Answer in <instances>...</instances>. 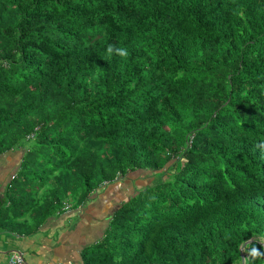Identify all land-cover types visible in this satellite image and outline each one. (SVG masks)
Wrapping results in <instances>:
<instances>
[{
  "label": "trees",
  "instance_id": "1",
  "mask_svg": "<svg viewBox=\"0 0 264 264\" xmlns=\"http://www.w3.org/2000/svg\"><path fill=\"white\" fill-rule=\"evenodd\" d=\"M12 151L0 231L151 173L83 264H264V0H0Z\"/></svg>",
  "mask_w": 264,
  "mask_h": 264
},
{
  "label": "crops",
  "instance_id": "2",
  "mask_svg": "<svg viewBox=\"0 0 264 264\" xmlns=\"http://www.w3.org/2000/svg\"><path fill=\"white\" fill-rule=\"evenodd\" d=\"M21 158L19 151L0 155V167L16 165V176ZM130 175L102 186L81 204L69 200L68 210L56 212L38 227L25 217L22 222L27 221L29 228L0 238V251L9 250L10 257L19 252L25 264H83L82 251L104 238L112 216L139 188L134 186L142 180ZM5 257L0 264H10V257L8 261Z\"/></svg>",
  "mask_w": 264,
  "mask_h": 264
},
{
  "label": "flooded vegetation",
  "instance_id": "3",
  "mask_svg": "<svg viewBox=\"0 0 264 264\" xmlns=\"http://www.w3.org/2000/svg\"><path fill=\"white\" fill-rule=\"evenodd\" d=\"M15 152H18V151H15ZM4 156V154H3ZM16 169V165L12 166L9 165L8 166H2L0 167V208H3L5 202L7 201V195L8 194V187L10 185V183L13 181V179L15 178V175H14V171ZM4 252H8L9 253V250L5 251Z\"/></svg>",
  "mask_w": 264,
  "mask_h": 264
},
{
  "label": "rangeland",
  "instance_id": "4",
  "mask_svg": "<svg viewBox=\"0 0 264 264\" xmlns=\"http://www.w3.org/2000/svg\"><path fill=\"white\" fill-rule=\"evenodd\" d=\"M151 173H147V175L146 174H144V173H140V172H135V173H132L131 175H130V178L131 179H134V178H138V179H140V180H142V181H138V182H136V185L134 186L135 188H137V187H144V186H147V185H149V184H151L152 182H154L153 181V177H152V175H150ZM132 183V182H131ZM8 194H9V191H8ZM10 196L9 195H7V198H9ZM22 220L23 219H21V220H19V221H17V222H22ZM9 257H10V255H7L6 257H5V259L8 261L9 260Z\"/></svg>",
  "mask_w": 264,
  "mask_h": 264
},
{
  "label": "built area",
  "instance_id": "5",
  "mask_svg": "<svg viewBox=\"0 0 264 264\" xmlns=\"http://www.w3.org/2000/svg\"><path fill=\"white\" fill-rule=\"evenodd\" d=\"M69 205L64 206V210H68ZM10 264H25L24 259L21 254L13 253L10 257Z\"/></svg>",
  "mask_w": 264,
  "mask_h": 264
},
{
  "label": "water",
  "instance_id": "6",
  "mask_svg": "<svg viewBox=\"0 0 264 264\" xmlns=\"http://www.w3.org/2000/svg\"><path fill=\"white\" fill-rule=\"evenodd\" d=\"M6 235H13L11 232H9V231H0V238H3V237H5ZM3 242V241H2ZM16 253L17 254H20L19 252H17L16 251ZM9 253L8 252H2V251H0V260H1V258H3V257H5V256H7Z\"/></svg>",
  "mask_w": 264,
  "mask_h": 264
}]
</instances>
